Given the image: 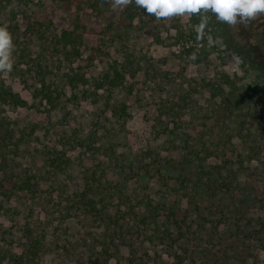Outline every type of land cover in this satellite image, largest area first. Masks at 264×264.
Returning a JSON list of instances; mask_svg holds the SVG:
<instances>
[{"label":"rangeland","instance_id":"rangeland-1","mask_svg":"<svg viewBox=\"0 0 264 264\" xmlns=\"http://www.w3.org/2000/svg\"><path fill=\"white\" fill-rule=\"evenodd\" d=\"M76 1L0 0V25L7 27L15 45L12 71L0 72V86L25 102L16 105L0 96V264H13L9 253L24 251L28 232L51 239L71 229L92 231L81 211L72 207V195L82 186L85 161L93 156L64 138L68 132L85 129L97 131L100 137L94 161L107 159L106 155L117 157L116 162L123 161L140 173L138 179L122 182L132 191L125 206L124 230L130 231L127 236L137 245L135 255L143 259L138 264H152L151 259L169 262V253L173 254L160 239L140 232L136 224L140 214L135 216L131 208L141 196L153 203L178 202L179 217L185 210L190 224L183 227V235L175 233L172 238H182L186 250L177 248L176 254L186 255L192 248L215 253L217 245L209 246L214 227L205 224L211 216L205 218V210L196 214L186 208V200L171 190L174 178L167 190L142 171L151 157L169 155L175 146L199 149L214 141L222 147L217 150L221 158L227 155L241 161L253 173L254 185L264 189V15L248 25L230 26L208 12L203 14L207 23L201 29V14L158 20L146 15L134 0L126 4L101 0L98 18H92L89 15L95 10L88 3L78 10ZM78 23L88 26L81 28ZM63 30L73 32L74 42L61 38ZM177 32L204 36L210 48L208 58L195 64L179 60ZM129 54L140 63L135 76L125 77L115 88L107 84L95 88L103 73ZM75 74L85 82L71 89L67 80ZM225 76L235 83L240 106L254 124L261 116L259 127L245 125L248 118L236 119L222 111L229 89ZM42 80L52 102L38 91ZM253 142L256 147L250 150ZM107 171L109 183L119 181L121 174ZM263 192L257 199L264 200ZM202 196L196 203L205 207L210 201ZM250 198L244 212L252 225L244 227V232L259 229L264 218L258 200ZM227 202L212 200V204ZM115 209L110 210L112 214ZM228 229L229 224L223 228ZM263 233L258 234L261 240L247 238L238 246L236 253L245 264H264ZM89 235L93 234L86 235L87 240ZM127 257L128 251L121 248L110 262L127 264ZM49 261L48 255L36 264Z\"/></svg>","mask_w":264,"mask_h":264},{"label":"trees","instance_id":"trees-1","mask_svg":"<svg viewBox=\"0 0 264 264\" xmlns=\"http://www.w3.org/2000/svg\"><path fill=\"white\" fill-rule=\"evenodd\" d=\"M100 1L77 0L76 9L81 10L83 4L88 3L95 10L89 16L98 18V3ZM131 14L134 15V13ZM80 18V15H77V19L80 20ZM77 26L86 29L88 25L78 23ZM72 34V31L63 30L61 38L65 39L66 43H69L71 38L74 42L76 37ZM187 40L192 41L185 43ZM176 42H181L177 54L178 59L186 63L204 62L210 54V48L205 37L197 32H191V34L177 32ZM114 63L109 67L111 70L103 73L95 88H101L104 84L112 88L118 87L123 84L125 77H134L139 70L138 68H140V63L135 62L131 54L125 56L122 63L116 61ZM81 80H83V77L76 74L71 75L68 77L67 84L71 89H75L78 87L79 82L81 84L85 82V80ZM224 82L229 83V89L222 101V111L227 115H234L236 119L248 118L250 120L245 122V125L259 127L262 124L261 116H258V122L254 124V119L245 113L240 106L241 97L237 93L235 83L227 76H225ZM41 86L42 88L38 90L41 96L46 101L52 102L50 93L44 92V86L46 87V85L43 80ZM0 88L2 99L6 98L16 105L25 104L10 90H2V86ZM128 90L130 92L131 89ZM242 122L243 120L239 123L242 125ZM169 134L172 135V131H169ZM64 138L71 146L84 147L85 151H89L93 156L85 161L82 186L73 191L72 195V207L81 211L82 218L88 220V226L92 231L85 233L84 230L73 231L71 229L59 235L54 234L51 239H46L44 235L35 238L31 232H28L24 251L20 254L9 253L12 263L36 264V262L49 255L50 261L48 264H113L110 261L117 258L121 248L128 251L127 264L140 263L143 259L139 255H135L137 245L130 236H127L130 235V231L124 230V223L128 222V212L125 210V206L131 199L132 191H128V187L122 186V182L139 178L138 169L134 170L123 161L116 162L117 157L112 158L108 155H106L107 159L94 161L96 154H98L96 143L100 138L95 130L71 131L64 134ZM187 147L175 146L173 150L169 151V155L151 157L143 167L142 175L150 174L153 180L163 183L167 190L170 178H174L171 190L178 192L180 197L186 200V208L188 207L189 210L192 208L196 214H200L205 210V218L211 216V219L205 221V224H211L214 227L211 230L215 231L213 237L210 238L209 246L214 247L217 245L215 251L221 250L222 253L219 255L216 252L210 254L209 251L203 253V248H192V252L186 255H183V253L176 254L175 250L177 248L186 250L184 244H181L182 238H172L175 233L183 235V227L186 228L190 224V221H187L185 210L179 217L178 202L176 205H168L164 201L153 203L149 197L144 198L141 196L137 199L135 207L131 208V212L135 216L140 214L136 222L140 226V232L142 234L149 233L156 240L160 239L161 244L166 245L173 252V254L169 253L171 261L151 259V263L183 264L189 261L191 264H245L246 260L240 254H237L236 250L247 238L262 239L258 234L260 231L264 232V218L259 229L252 228L244 232V227L252 225V221L247 218L244 208L248 207L247 200L252 197V199L258 200L260 207L264 210V200L257 199V196L264 189L260 190L254 185V181L250 179L253 173L249 172L241 164V161L232 159L227 155H223L222 158L219 156L217 150L221 147L220 144L209 141V144H201L199 149L193 147V145ZM255 147L256 145L253 142L249 149L253 150ZM258 148L261 147L258 146ZM211 157H216V161L210 162ZM112 169L117 172L116 174L121 175H119V181L109 183L106 174L107 170ZM171 173L174 174V177H171ZM202 194L205 195L206 202L210 201L209 204L205 203V207H202L201 203H196L198 198H203ZM136 195L133 192V196ZM214 199H225L228 202L226 204H212ZM112 209H115L113 214L110 211ZM228 224L230 229L225 232L223 228ZM88 234H93L89 235L91 236V238H88L89 240L86 239ZM61 236H65L64 239L60 240ZM212 238H216L217 241L212 242ZM166 240H170V243H167ZM206 250L204 248V251ZM145 256H147L146 253ZM201 257H204L203 261H201Z\"/></svg>","mask_w":264,"mask_h":264},{"label":"clouds","instance_id":"clouds-1","mask_svg":"<svg viewBox=\"0 0 264 264\" xmlns=\"http://www.w3.org/2000/svg\"><path fill=\"white\" fill-rule=\"evenodd\" d=\"M123 2L126 4L128 0ZM134 3L146 15H153L158 20L201 14V29L207 23L203 14L208 12L230 26L248 25L264 15V0H134ZM14 50L11 33L6 26L0 25V72L12 71Z\"/></svg>","mask_w":264,"mask_h":264}]
</instances>
